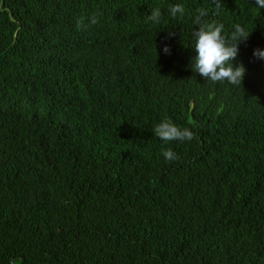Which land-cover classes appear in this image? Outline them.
Listing matches in <instances>:
<instances>
[{"label": "trees", "instance_id": "1", "mask_svg": "<svg viewBox=\"0 0 264 264\" xmlns=\"http://www.w3.org/2000/svg\"><path fill=\"white\" fill-rule=\"evenodd\" d=\"M221 5L0 0V264H264V9ZM200 7L250 33L242 85L192 70Z\"/></svg>", "mask_w": 264, "mask_h": 264}, {"label": "clouds", "instance_id": "2", "mask_svg": "<svg viewBox=\"0 0 264 264\" xmlns=\"http://www.w3.org/2000/svg\"><path fill=\"white\" fill-rule=\"evenodd\" d=\"M214 8L217 13L223 7L221 0H213ZM256 6L264 9V0H255ZM186 9L182 4H175L169 9L172 18L183 17ZM209 10L204 7L195 10L194 24L198 25V30L192 32L195 41L194 48L196 55L192 59V70L199 73L207 81L227 82L232 85H242L246 69L241 63L233 65L234 60L239 52V44L246 42L250 33L240 24L234 25V30L228 34L225 32L223 23L216 21H206ZM163 18V13L159 7L153 8L151 14L147 16V21L154 25H159ZM203 21V22H202ZM98 23L97 15L89 18V24L85 23L83 18L76 22L77 30H87L90 24ZM165 53H170L168 46L164 47ZM253 55L259 59H264V50L255 49ZM154 135L164 144L173 141H191L195 133L188 127H181L171 119L165 118L155 125L152 130ZM162 155L166 161L178 160V154L171 148L162 150Z\"/></svg>", "mask_w": 264, "mask_h": 264}]
</instances>
